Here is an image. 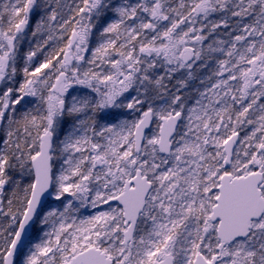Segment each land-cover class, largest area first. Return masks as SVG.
<instances>
[{
  "label": "snow or ice",
  "instance_id": "snow-or-ice-1",
  "mask_svg": "<svg viewBox=\"0 0 264 264\" xmlns=\"http://www.w3.org/2000/svg\"><path fill=\"white\" fill-rule=\"evenodd\" d=\"M0 264H264V0H0Z\"/></svg>",
  "mask_w": 264,
  "mask_h": 264
},
{
  "label": "trees",
  "instance_id": "trees-1",
  "mask_svg": "<svg viewBox=\"0 0 264 264\" xmlns=\"http://www.w3.org/2000/svg\"><path fill=\"white\" fill-rule=\"evenodd\" d=\"M221 58H222V57H221ZM21 66H22L21 63L18 61V65H17L18 69H19ZM17 78L19 79V75H18Z\"/></svg>",
  "mask_w": 264,
  "mask_h": 264
},
{
  "label": "rangeland",
  "instance_id": "rangeland-1",
  "mask_svg": "<svg viewBox=\"0 0 264 264\" xmlns=\"http://www.w3.org/2000/svg\"><path fill=\"white\" fill-rule=\"evenodd\" d=\"M196 86H198V82H197ZM153 130H154V129H153Z\"/></svg>",
  "mask_w": 264,
  "mask_h": 264
}]
</instances>
